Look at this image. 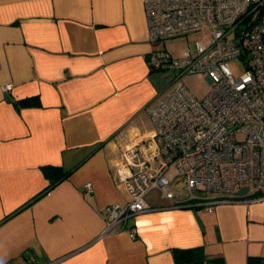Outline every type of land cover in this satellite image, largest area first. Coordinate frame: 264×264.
<instances>
[{
	"label": "crops",
	"instance_id": "1",
	"mask_svg": "<svg viewBox=\"0 0 264 264\" xmlns=\"http://www.w3.org/2000/svg\"><path fill=\"white\" fill-rule=\"evenodd\" d=\"M156 44L142 0H0V264H188L172 249L192 247L203 264L264 262L260 190L211 211L154 191L136 237L106 229L103 208L127 198L114 169L180 78L150 71Z\"/></svg>",
	"mask_w": 264,
	"mask_h": 264
},
{
	"label": "built area",
	"instance_id": "2",
	"mask_svg": "<svg viewBox=\"0 0 264 264\" xmlns=\"http://www.w3.org/2000/svg\"><path fill=\"white\" fill-rule=\"evenodd\" d=\"M142 3L149 39L198 30L207 36L182 57L149 51V69L174 73V79L204 73L210 88L196 96L184 83L175 85L148 111L153 126L148 143L124 150L114 180L126 201L107 204L101 215L107 230L119 227L131 237L136 228L128 222L150 209L146 196L151 192L172 202H182L184 193L183 201L211 211L244 187L247 193L264 191V0ZM231 58L243 60L245 71L234 75ZM84 188L91 191L92 184L86 182Z\"/></svg>",
	"mask_w": 264,
	"mask_h": 264
},
{
	"label": "rangeland",
	"instance_id": "3",
	"mask_svg": "<svg viewBox=\"0 0 264 264\" xmlns=\"http://www.w3.org/2000/svg\"><path fill=\"white\" fill-rule=\"evenodd\" d=\"M206 34L203 31H193L185 35L168 38L165 40H156L155 50H165L173 57H182L185 50L193 48L194 42L199 39H206ZM228 65L234 75H239L245 71L243 60L239 58H231L228 60ZM178 83H184L188 89L196 96L204 95L210 88V82L204 73L184 74L171 85H169L162 95L169 89L173 88ZM173 170H169L167 175L171 177Z\"/></svg>",
	"mask_w": 264,
	"mask_h": 264
},
{
	"label": "trees",
	"instance_id": "4",
	"mask_svg": "<svg viewBox=\"0 0 264 264\" xmlns=\"http://www.w3.org/2000/svg\"><path fill=\"white\" fill-rule=\"evenodd\" d=\"M152 71V70H150ZM22 99L19 101V104L22 105H36L39 103L38 98ZM172 255L176 263H188V264H203L207 257L201 247H192V248H173ZM221 257H219L220 259ZM252 258H248L247 264H253ZM258 264H264V262H259Z\"/></svg>",
	"mask_w": 264,
	"mask_h": 264
},
{
	"label": "water",
	"instance_id": "5",
	"mask_svg": "<svg viewBox=\"0 0 264 264\" xmlns=\"http://www.w3.org/2000/svg\"><path fill=\"white\" fill-rule=\"evenodd\" d=\"M247 192H248V188H247V187H244V188L238 190V191H237V194H238V195H244V194H246Z\"/></svg>",
	"mask_w": 264,
	"mask_h": 264
}]
</instances>
